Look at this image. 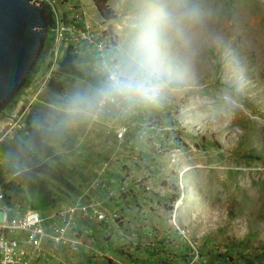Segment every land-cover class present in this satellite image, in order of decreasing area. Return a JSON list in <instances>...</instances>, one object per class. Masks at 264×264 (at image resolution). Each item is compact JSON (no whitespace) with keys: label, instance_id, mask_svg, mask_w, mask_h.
I'll use <instances>...</instances> for the list:
<instances>
[{"label":"rangeland","instance_id":"374dc122","mask_svg":"<svg viewBox=\"0 0 264 264\" xmlns=\"http://www.w3.org/2000/svg\"><path fill=\"white\" fill-rule=\"evenodd\" d=\"M35 1L47 37L0 111L12 201L117 212L108 229L89 224L81 264H264V0H108L105 22L90 0ZM84 86L88 118L66 108ZM119 88L99 111L100 92Z\"/></svg>","mask_w":264,"mask_h":264},{"label":"built area","instance_id":"2783aa9c","mask_svg":"<svg viewBox=\"0 0 264 264\" xmlns=\"http://www.w3.org/2000/svg\"><path fill=\"white\" fill-rule=\"evenodd\" d=\"M75 32L72 28L66 35L71 37V42L87 43L88 37L85 34L72 35ZM105 62L101 60L109 82H116V72ZM116 93L109 95L106 90L101 91L95 101L97 109L101 111L107 105L115 107L119 102L118 97H124L122 88L117 89ZM129 128L127 121H121L118 125V138H122ZM118 215L117 212L111 213L95 199L70 203L42 215L31 208L18 207L10 193L0 184V264H36L45 260L68 264L67 254L75 256L71 264H81L79 254L87 240L89 242L92 239L89 224L96 222L108 229L116 223ZM169 222L177 230L176 233L184 234L176 223L175 214L171 215Z\"/></svg>","mask_w":264,"mask_h":264},{"label":"water","instance_id":"95a60500","mask_svg":"<svg viewBox=\"0 0 264 264\" xmlns=\"http://www.w3.org/2000/svg\"><path fill=\"white\" fill-rule=\"evenodd\" d=\"M90 2L103 20L95 1ZM47 23L44 6L35 0H0V111L35 64Z\"/></svg>","mask_w":264,"mask_h":264},{"label":"crops","instance_id":"0c3cea01","mask_svg":"<svg viewBox=\"0 0 264 264\" xmlns=\"http://www.w3.org/2000/svg\"><path fill=\"white\" fill-rule=\"evenodd\" d=\"M93 52H95V51H93L90 48L89 53L93 54ZM89 60H94V59H89V57H88V63L90 64ZM98 60L100 61L99 64L94 63L93 65L95 66V69L92 68V69L95 70L93 72L96 75H100V73H98V70L99 71L103 70L102 64H101V59H97L95 62H97ZM103 60H106V62H107V59H103ZM106 65H108V63H106ZM89 72H91V71H89ZM87 96H88V93H87V90L85 89V86L83 87L82 90L79 89V88H73V87L71 89H69V91H67V93L65 94V97L66 98H70L71 97V99L74 102H71L70 104H68L66 106L67 110L72 111V113L74 115L75 114H79V112L83 113L84 116H86L88 118V102H87L88 98H87Z\"/></svg>","mask_w":264,"mask_h":264},{"label":"trees","instance_id":"16d2710c","mask_svg":"<svg viewBox=\"0 0 264 264\" xmlns=\"http://www.w3.org/2000/svg\"><path fill=\"white\" fill-rule=\"evenodd\" d=\"M94 1L99 7L104 22L109 21L115 17L114 12L111 9H109L107 5L108 0H94Z\"/></svg>","mask_w":264,"mask_h":264}]
</instances>
